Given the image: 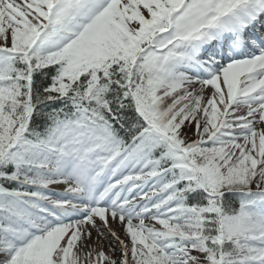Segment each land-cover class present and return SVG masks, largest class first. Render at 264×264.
Returning a JSON list of instances; mask_svg holds the SVG:
<instances>
[{"label":"snow or ice","instance_id":"6c2138e0","mask_svg":"<svg viewBox=\"0 0 264 264\" xmlns=\"http://www.w3.org/2000/svg\"><path fill=\"white\" fill-rule=\"evenodd\" d=\"M0 264H264V0H0Z\"/></svg>","mask_w":264,"mask_h":264},{"label":"rangeland","instance_id":"374dc122","mask_svg":"<svg viewBox=\"0 0 264 264\" xmlns=\"http://www.w3.org/2000/svg\"><path fill=\"white\" fill-rule=\"evenodd\" d=\"M114 227H117V226L114 225ZM117 231H119L118 227H117ZM93 235L95 236V233H93ZM104 248H105V251H107V242H105ZM117 255H118V253H117Z\"/></svg>","mask_w":264,"mask_h":264}]
</instances>
